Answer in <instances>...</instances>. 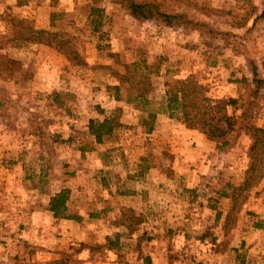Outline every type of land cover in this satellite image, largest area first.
<instances>
[{
  "label": "rangeland",
  "instance_id": "obj_1",
  "mask_svg": "<svg viewBox=\"0 0 264 264\" xmlns=\"http://www.w3.org/2000/svg\"><path fill=\"white\" fill-rule=\"evenodd\" d=\"M93 7L102 9L97 30ZM179 7L206 26L139 21L111 0H0V58L16 61L12 73L0 65V264H264V164L228 229L231 200L219 195L240 184L252 161L245 127L264 129V88L241 121L254 69L264 80V0ZM11 18L66 34L79 63L22 40L21 26L14 38ZM135 60L152 69L157 101L167 84L188 78L212 101L234 99L226 107L237 118L228 135L242 126L234 144L218 148L204 133L205 142H188L186 131L195 128L164 113L146 133L143 113L124 102L119 81ZM112 115L121 126L81 153L78 145L92 141L88 120ZM62 187L79 220L47 210ZM134 217L140 222L131 232L119 225Z\"/></svg>",
  "mask_w": 264,
  "mask_h": 264
},
{
  "label": "trees",
  "instance_id": "obj_2",
  "mask_svg": "<svg viewBox=\"0 0 264 264\" xmlns=\"http://www.w3.org/2000/svg\"><path fill=\"white\" fill-rule=\"evenodd\" d=\"M112 2L122 6L132 17L142 20H156L158 23L167 27H178L185 25L190 28H198L201 25L206 26L202 20H194L186 13L181 11L179 5L187 0H111ZM91 11L96 14V19L91 23L94 25V30H97L101 25L100 17L102 9L99 7L91 8ZM14 35L17 39L19 29L21 26L26 34L22 40H28L36 43H43L58 49L65 57L73 64L79 63V55L74 49L71 38L59 31H49L44 29H36L30 22L25 19L11 18ZM210 30V29H209ZM0 58V65L6 68L8 73L14 72L16 61L10 58ZM152 69H148L149 72ZM145 70V64L140 61H133L125 64V71L119 75V81L125 83L124 87V102L132 104L136 109L141 110L142 125L146 133H150L154 129V121L159 113L167 114L169 117L175 118L190 128H195L204 133L209 139L216 141L218 148H229L237 139L241 125L237 128L234 136L233 131L229 134L234 123L237 121L235 116L228 115L227 105L235 103L234 99L224 100L222 102H215L210 99L204 92L203 86L193 78L185 80H176L173 83L167 84V89L160 100H155L150 97L151 80ZM117 91L120 89L119 85L114 87ZM264 88V80L259 78L256 70L253 71L252 83L247 84L246 97L243 105L242 120L250 117L252 110L257 106L261 98L260 90ZM116 99L120 96L116 95ZM223 121L226 127L222 125ZM121 122L115 115L106 116L103 119L90 118L87 123V134L92 138V141H84L80 143L77 149L81 153L94 150V143H102L106 136L112 134L116 127L121 126ZM242 124V123H241ZM245 131L251 136L252 144L250 146V157L252 161L245 170L244 178L238 186H231L232 191H220V196L229 197L231 200L230 208L228 210L223 226L228 229V222L232 213L238 208V204L242 199V192L249 189L253 185V177L258 169V166L264 164V129L247 125ZM233 136V137H232ZM69 189L62 187L49 197L46 208L54 218L59 219H73L79 220L80 216L72 214L67 205ZM239 200V201H238ZM129 215H133L131 211ZM90 217H100L99 212H91ZM130 219V220H129ZM134 221V222H133ZM140 222L137 218H121L119 225H124L129 232L134 229L133 225ZM118 236V234H115ZM111 244L109 248H115L116 243L111 241L109 236H106ZM216 238L212 237V242ZM65 264V263H63Z\"/></svg>",
  "mask_w": 264,
  "mask_h": 264
},
{
  "label": "crops",
  "instance_id": "obj_3",
  "mask_svg": "<svg viewBox=\"0 0 264 264\" xmlns=\"http://www.w3.org/2000/svg\"><path fill=\"white\" fill-rule=\"evenodd\" d=\"M185 135L186 136H185V139L184 140H186V138L188 137L187 138L188 139V142L189 141H191V142L192 141H197V142H205L206 141V136L202 132H200L198 130H195V129H188L186 131V134ZM179 172H181V171H179Z\"/></svg>",
  "mask_w": 264,
  "mask_h": 264
}]
</instances>
